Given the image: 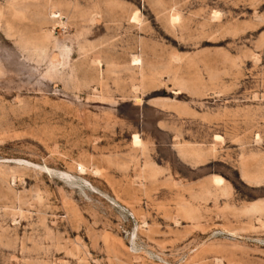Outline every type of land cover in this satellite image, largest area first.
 I'll return each mask as SVG.
<instances>
[{
    "label": "rangeland",
    "instance_id": "1",
    "mask_svg": "<svg viewBox=\"0 0 264 264\" xmlns=\"http://www.w3.org/2000/svg\"><path fill=\"white\" fill-rule=\"evenodd\" d=\"M0 264H264V0H0Z\"/></svg>",
    "mask_w": 264,
    "mask_h": 264
}]
</instances>
